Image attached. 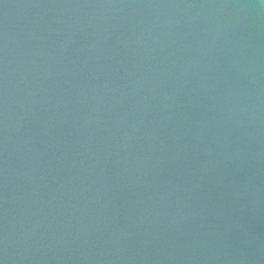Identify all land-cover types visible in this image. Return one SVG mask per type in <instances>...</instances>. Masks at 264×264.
Wrapping results in <instances>:
<instances>
[{"label": "water", "instance_id": "95a60500", "mask_svg": "<svg viewBox=\"0 0 264 264\" xmlns=\"http://www.w3.org/2000/svg\"><path fill=\"white\" fill-rule=\"evenodd\" d=\"M0 264H264V0H0Z\"/></svg>", "mask_w": 264, "mask_h": 264}]
</instances>
